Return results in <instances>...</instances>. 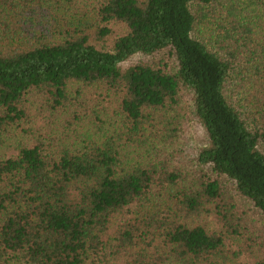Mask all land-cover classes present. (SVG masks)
I'll list each match as a JSON object with an SVG mask.
<instances>
[{
  "label": "trees",
  "instance_id": "obj_1",
  "mask_svg": "<svg viewBox=\"0 0 264 264\" xmlns=\"http://www.w3.org/2000/svg\"><path fill=\"white\" fill-rule=\"evenodd\" d=\"M0 264H264V0H0Z\"/></svg>",
  "mask_w": 264,
  "mask_h": 264
},
{
  "label": "rangeland",
  "instance_id": "obj_2",
  "mask_svg": "<svg viewBox=\"0 0 264 264\" xmlns=\"http://www.w3.org/2000/svg\"><path fill=\"white\" fill-rule=\"evenodd\" d=\"M182 108H183L182 112H181V113H183L182 118L187 121V120H189L188 118H189L190 111L192 108L189 93L184 94L182 97ZM11 152L13 153V151H11Z\"/></svg>",
  "mask_w": 264,
  "mask_h": 264
}]
</instances>
